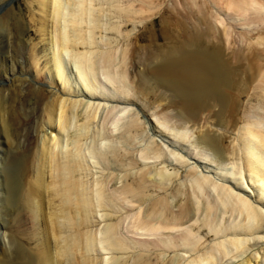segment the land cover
<instances>
[{"label":"bare ground","instance_id":"obj_1","mask_svg":"<svg viewBox=\"0 0 264 264\" xmlns=\"http://www.w3.org/2000/svg\"><path fill=\"white\" fill-rule=\"evenodd\" d=\"M11 1L0 0L11 4L0 15L11 83L0 89V264H224L263 240L264 0H26L29 22ZM129 25L146 44L136 32L119 46Z\"/></svg>","mask_w":264,"mask_h":264},{"label":"rangeland","instance_id":"obj_2","mask_svg":"<svg viewBox=\"0 0 264 264\" xmlns=\"http://www.w3.org/2000/svg\"><path fill=\"white\" fill-rule=\"evenodd\" d=\"M13 1V2H12ZM11 2L14 4V6H15V9H16V11H17V13L18 14H20V15H22L24 18H25V20L26 21H28L29 22V17H30V6L29 5H27V3H26V0H12ZM168 1V0H167ZM170 2H172V0L170 1ZM167 3V2H166ZM169 3V2H168ZM179 2H177L176 4H178ZM11 4L8 2V4L7 5H2V6H0V15L1 14H3L4 13V10L7 8V6H10ZM178 6H180V3L178 4ZM36 12V11H35ZM232 12V11H231ZM230 13V12H229ZM232 14H235V13H232ZM154 21H155V29L156 30H160V28H161V24H160V18L158 17V16H156L155 18H154ZM32 26V27H31ZM35 26H33L32 24L30 25V24H28V29H29V32H27L26 33V35H25V39H27V40H30V41H34L33 42V44L35 45V44H37V49H39V48H41V46H42V43H40V41H39V38H40V36H39V34H38V32L35 30L36 28H34ZM173 28V27H172ZM140 29V30H139ZM126 30V31H125ZM122 32H123V36H122V38H120V42H119V46L120 47H124L125 45H126V43L128 42L127 41V39H125L124 38V36L125 35H127V33H131V34H129V38H131L132 36L131 35H134V33H138V32H141V27L140 26H138V28L137 29H135V31L133 30V26H131V25H129V27L128 28H124V27H122ZM143 32V31H142ZM141 32V33H142ZM177 32V33H176ZM175 33L176 34H178V30H176L175 31ZM15 34V33H14ZM38 36H37V35ZM143 34V36H142V39H141V44L143 45V44H146L147 43V41H148V37H149V34H148V32L146 31V32H143L142 33ZM16 35V34H15ZM179 35V34H178ZM182 36V35H181ZM39 37V38H38ZM23 38H24V36H23ZM148 38V39H147ZM21 38H19L18 39V41H19V44H21L22 46H25V43H22L21 41ZM17 41V42H18ZM32 44V43H31ZM32 44V45H33ZM160 44H162V42L160 43ZM31 45V46H32ZM165 46V45H164ZM212 45H211V47H209V49H210V51L212 50ZM26 57H28V63H26V66L27 65H29V63H30V65H32V61L29 59V53L26 51ZM39 57V56H38ZM20 61L21 62H23V60L22 59H20ZM2 64L0 65V68H2V70H4V72L5 73H7V70L9 71L8 72V74H10V69H9V62H1ZM42 67V64H38V68L40 69ZM31 68H32V66H31ZM32 73H34V74H36V72H34V69L32 68ZM25 73H26V71H25ZM4 75V74H3ZM7 78V76H1L0 77V89H1V92L3 93V94H5L6 93V89H8L10 86H11V83L10 82H7L6 81V78ZM9 79V78H8ZM19 86V85H18ZM27 87H28V85H26ZM2 88H3V90H2ZM19 89H22L21 87H19ZM28 89H30L29 87H28ZM55 90H57V88L55 89ZM81 91V86H80V84L79 83H77V85L75 86V89H74V93L73 94H71V95H74L75 93H78V94H80L79 92ZM250 95H251V93H250ZM26 96H25V94H24V92L22 93V95H21V101H23V100H26L27 99V97L25 98ZM25 98V99H24ZM23 99V100H22ZM74 99V98H73ZM240 101H238V103L239 102H241V104H238V106H240L241 108H239V113H240V111L241 112H243L245 109H246V107H253V105H255V101L256 100H254L253 101V98H251L250 99V96L248 95V96H246V97H243V98H240L239 99ZM101 101V100H100ZM9 102V100L7 99V102H5V104H7ZM33 103V102H32ZM102 104L104 103L103 101L101 102ZM31 104V103H30ZM106 104H108V102L106 103ZM105 104V105H106ZM109 104H111V103H109ZM248 105V106H247ZM31 106H33L32 104H31ZM103 106V105H102ZM245 108V109H244ZM242 113H240V115H241ZM98 119H100V118H98ZM148 119H150L151 121H152V123L154 124V126H155V124H157V122H156V120H154L153 119V117L150 115V113H148ZM159 125L157 124V127H158ZM160 130L162 131V133H164V135L165 134H169L167 131H166V129H165V127L164 126H162V125H160ZM47 130V132L45 133L46 134V136H48L49 135V130L48 129H46ZM160 131V132H161ZM164 131V132H163ZM167 137H169V138H171V136H170V134L167 136ZM1 147V146H0ZM0 155H1V152H0ZM93 162L94 161H92V160H88V162H87V164H86V166L88 167V168H91L92 169V173H93V175L91 174V175H88V181L89 182H92V180H94L95 179V177H97V176H99L100 175V170L98 169V168H94V166H97V165H95V164H93ZM144 163V162H143ZM149 165H151V166H156V167H158V168H165L163 165H167L166 166V171H167V173H171V174H173V172H175V169H177V167L176 166H174L173 164L171 165V163L170 164H166L165 163V161H162L161 159L160 160H158V159H155V160H153L152 162H150V163H148ZM161 166V167H160ZM203 168V167H202ZM90 169V170H91ZM201 170V169H200ZM207 171H208V169H206ZM95 171H96V174H95ZM181 172H182V170H181ZM233 172V175H236V176H239L240 177V174L238 173V172H236L235 170L234 171H232ZM211 173V172H210ZM213 174H215V173H213ZM97 175V176H96ZM226 180H228V181H226V182H231L232 184H233V182H240V180L237 178H235V179H232L231 177H226ZM242 181H244V180H242ZM241 183V182H240ZM227 186V185H226ZM232 187H234V186H229V190L232 188ZM248 187H250V184H248ZM235 188V187H234ZM250 189V188H249ZM248 189V190H249ZM252 196H253V194H252ZM254 198V197H253ZM101 213V212H100ZM99 212H98V215L100 214ZM106 213V212H105ZM229 214V213H228ZM95 218H97V216L95 217ZM230 217H229V215H227V216H225L224 217V219H223V222L225 223V222H229V219ZM93 219V218H92ZM99 217L97 218V219H94V222H93V224H95V225H97L98 227H102V225H103V222H101V220H99ZM110 220H107L106 222H104V224H108V222H109ZM97 222V223H96ZM111 222V221H110ZM10 223H12V220H10L9 221V223H8V225H11ZM101 223H102V225H101ZM94 225V226H95ZM101 225V226H100ZM2 232V233H1ZM3 230H0V237H2V235H3ZM262 234H264V232L262 233ZM228 238V236L227 235H222L221 237H219V241L221 242V239L222 238ZM214 241H218V239H216L215 240V237H213L212 235L210 236V237H208L207 238V241L205 242V244H208V245H211V244H213L214 243ZM258 243V245H254V246H249L248 245V248L249 249H245L246 250V253L245 254H241V255H243V257L244 258H247L248 256H250V254H253V253H257L260 257H261V255H264V235H263V240H261L260 242H257ZM1 246V245H0ZM254 251V252H253ZM253 252V253H252ZM133 253V252H132ZM178 253H180V251L178 252ZM122 253H120V254H118L117 256H119V257H121L122 256V258H128L130 255H132L131 253H129V255L127 254V255H124V254H122ZM181 254H183V252L181 253ZM104 255L105 254H103V255H101L100 256V258H102V257H104ZM124 255V256H123ZM93 256H94V254H93ZM167 256V255H166ZM170 256H171V254H169L167 257L168 258H170ZM194 256V254L193 253H187V252H185V254H184V258H185V261H187V260H189V259H191L192 257ZM247 256V257H246ZM258 256V257H259ZM95 257V256H94ZM242 256H240L239 258L238 257H234V258H236V259H234L233 257H231V256H229V257H227L226 259H225V263L224 264H239L240 263V261H242V260H245L244 258H243ZM241 258V259H240ZM243 258V259H242ZM238 259V260H237ZM240 259V260H239ZM239 261V262H238ZM254 264V263H253ZM264 264V263H263Z\"/></svg>","mask_w":264,"mask_h":264}]
</instances>
